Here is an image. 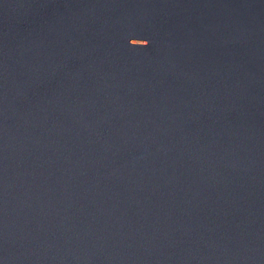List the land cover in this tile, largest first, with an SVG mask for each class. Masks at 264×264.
Masks as SVG:
<instances>
[{
  "label": "water",
  "instance_id": "95a60500",
  "mask_svg": "<svg viewBox=\"0 0 264 264\" xmlns=\"http://www.w3.org/2000/svg\"><path fill=\"white\" fill-rule=\"evenodd\" d=\"M0 264H264V0H0Z\"/></svg>",
  "mask_w": 264,
  "mask_h": 264
},
{
  "label": "clouds",
  "instance_id": "9594fccd",
  "mask_svg": "<svg viewBox=\"0 0 264 264\" xmlns=\"http://www.w3.org/2000/svg\"><path fill=\"white\" fill-rule=\"evenodd\" d=\"M147 41V40H146ZM148 42V41H147Z\"/></svg>",
  "mask_w": 264,
  "mask_h": 264
}]
</instances>
